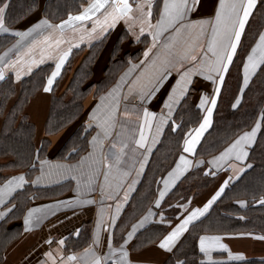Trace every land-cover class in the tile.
I'll list each match as a JSON object with an SVG mask.
<instances>
[{"label": "crops", "instance_id": "1", "mask_svg": "<svg viewBox=\"0 0 264 264\" xmlns=\"http://www.w3.org/2000/svg\"><path fill=\"white\" fill-rule=\"evenodd\" d=\"M45 2L46 0H37V6L30 14L14 27L9 28L5 25L8 29L7 32H0L13 36V39L0 50V69L4 70V78L11 75L16 92L19 90V84L23 78L29 76L41 66L50 65V71L43 88L35 92L24 107L28 119L35 127L34 145L36 148L44 136V123L50 106L52 86L77 49L100 48L92 68V80L95 84L91 86L88 95L82 102L80 117L67 127L48 135L47 153L44 157L38 159L29 179L26 177L25 169L17 168L5 172L6 178L0 183V188H3L13 177L21 175L25 177L27 182L22 188L7 196L4 203H0V213H3L0 216V264H60L61 260L67 261V257L70 255L78 257L75 264H91L93 253L101 258L102 264H113L114 261L116 264H120L119 249L121 245H124V250L129 253V264H161L173 251L168 252L160 249L158 247L160 240L193 210L202 209L220 189L225 180L233 177L229 180V183H231L237 178L239 169L246 167V159L240 162L234 156L221 161L219 166L209 162L219 157L243 133L250 132L257 123L258 117L248 129L238 133L221 150L210 154L206 158L207 169L213 173H218L213 185L199 193L195 198L187 201L172 221L164 219L163 214L158 209L163 199L197 161L195 151L199 142L191 153H186L183 149L186 136L194 133V130L199 127L207 114V107L211 106L206 104L203 109L200 108V98L201 96H207L210 100L214 95L215 85L213 82L196 74L192 77V83L189 85L188 91L184 96L179 97L178 102H175V97L179 94L177 81L180 79V73L173 66L177 63L179 55L192 43L198 29L191 31L181 29L177 33L176 28L180 27L178 23L175 27L162 32L155 42L152 35H149V31L154 32L155 29L146 30L140 40L137 41L129 33L128 25L121 20L114 29L99 40H90L85 33L66 29L63 36L65 42L59 48L55 46L49 48L48 44L43 43L44 37L52 33V39L54 40L59 36V30L55 33L52 29L38 30L33 32L31 36L24 38L15 35V33L28 31L41 19H48L53 25L59 24L62 20H66L69 14L78 15L82 12L88 6L90 0H76L78 7L57 19H50L43 14ZM4 3L0 6H3ZM218 3L219 0H201L199 10L192 13L188 21L184 23L214 17ZM152 5L151 23L155 25L160 18L164 0H152ZM84 27L90 30L92 22H86ZM135 31L139 33L138 24ZM210 33L211 29L209 28L205 36L197 42V50L193 53L198 57L196 64H199L201 59H205V53H207L206 59H214L211 53L207 51ZM261 33H264V28ZM81 35L85 36L82 41L80 39ZM259 36L247 56L257 44ZM33 41L37 43L33 45ZM154 43L155 46L153 47ZM77 44L78 47L74 46ZM29 48L33 49L32 52L25 55ZM69 48H71V52L62 66L60 74L54 79L50 91L45 92L44 88L51 73L55 70L59 57ZM149 48L152 51L148 57H145L143 53ZM42 49L51 58H45L43 63L32 64V70L29 72L31 61L41 60ZM247 56L242 65L243 85V69ZM21 57H23L22 60ZM77 59L79 57L75 58V60ZM110 60L113 62L116 60V64L123 62V66L116 73H112L114 76L112 80L96 89V84L108 71ZM181 63L184 70L193 67V63L190 61ZM5 65H9V67H5ZM165 70H170V72L162 86L159 87V90L155 92L151 99L142 102L140 100L141 92L152 89L157 78ZM17 73H22L19 80L16 78ZM213 76L215 77L214 73ZM174 86L177 89L175 93H173ZM59 88L60 85L57 90ZM114 89L115 91H113ZM170 93L174 97L172 101H169L171 115H169V108L165 107V101L169 100ZM186 98H190L194 106L200 110L199 121L186 131L181 151L176 156L172 166L164 174L157 177L155 183L156 193L149 202L147 209L139 212V214L136 211L127 214L126 209L132 204H137L138 191L145 180L148 166L166 129L170 124L172 129L174 126L176 128L177 122L173 116L176 109ZM14 99L15 95L9 99L6 108L11 105ZM135 101H139L140 105L136 104ZM145 108L155 114V119L150 128L148 125L144 126L146 141L145 147L141 148L135 141L140 138V125L143 123V110ZM113 109H115V117L110 120L109 116ZM92 116L95 119L91 118ZM162 118L166 119L167 123L163 125L162 131L158 133L157 128ZM2 120L3 115L0 114V127ZM78 126L81 128V137H83L80 142L72 138V134ZM105 129H107L108 135L105 134ZM94 137L96 138L95 142H93ZM113 144L116 145V149L112 148ZM125 144L127 147L124 148L123 155H120V163L116 164L115 155H119V149ZM149 147L151 151H148ZM181 155L191 161V165L168 188L165 196L161 199L159 193L165 188L164 179L168 178L169 173L176 168ZM105 157L108 158L107 162L112 164L111 168L105 167ZM145 157H147L146 161ZM42 161L45 162L43 165L41 164ZM141 163H143V171H139ZM105 173L108 174L107 181L105 180ZM90 178L92 180L91 184L88 183ZM133 181H136V183L133 184ZM26 186L29 190L24 193L22 189ZM17 192L20 193L19 197L13 201ZM126 195L127 199L125 200ZM157 199H160L158 207L156 205ZM20 200L25 203L21 213L18 212L17 208L14 209L15 202ZM69 201L72 203H61ZM79 201H92V203H80ZM118 205H120V208L117 212ZM241 205H244V202ZM31 209L38 210L33 213V216L38 217L39 220L38 222L34 221L30 225V230L26 231L24 219ZM149 211L152 215L144 226L138 228L132 239L124 244L128 233L133 230V225H137L145 216H148ZM113 216L116 217L115 222H112L111 218ZM197 220L188 226V230ZM98 221L101 222L99 230L97 227ZM153 222L165 225L166 230L160 232L158 228H147ZM188 230L182 234L177 244ZM97 232L99 233L98 242ZM201 236L221 237V243L227 245V250L214 248L210 256H206L200 251L199 240ZM259 236H264V234L204 232L198 237V250L202 254V260L207 262L216 260L241 261L250 258L264 259V240L256 238ZM110 239L111 246H109ZM61 240L64 241L62 245L60 244ZM48 241H51V243H48ZM85 249H90L87 256L85 255ZM48 252L53 254L54 260H50L45 256V253ZM228 252H231L233 256L240 255L242 259H229Z\"/></svg>", "mask_w": 264, "mask_h": 264}, {"label": "trees", "instance_id": "2", "mask_svg": "<svg viewBox=\"0 0 264 264\" xmlns=\"http://www.w3.org/2000/svg\"><path fill=\"white\" fill-rule=\"evenodd\" d=\"M4 2L9 5L5 12V25L9 28L14 27L37 6V0H0V5ZM77 7L76 0H46L43 14L50 19H57ZM263 28L264 0H259L246 22L236 54L225 74V81L213 110L211 125L196 147L195 158H200L201 162L195 164L180 178L158 209L164 219L172 221L187 201L212 186L218 173L213 175V172L207 169L206 158L221 150L233 137L248 129L256 118L260 117L261 128L255 142L248 149L245 170L228 184L208 211L190 226L173 252L161 264H176L177 260L183 261V264H264V259L256 258L207 262L202 260V254L198 250V237L204 232L264 234V204L260 203V200L264 199V119H262L264 64L258 67L247 86L242 84L244 59ZM12 39L11 34L0 33V50ZM99 50L97 47L77 49L66 63L52 86L50 106L44 123V136L37 148L34 145L35 127L28 119L24 107L28 99L43 88L50 65L41 66L23 78L17 92L11 75L0 81V114L3 115L0 127V183L6 178L7 170L17 168L25 169L26 177L29 179L38 159L47 153L48 135L67 127L80 117L82 102L91 86L95 84L92 80V68ZM76 57L79 59L75 60ZM109 63L108 71L96 84V89L112 80L114 78L112 73H116L123 66V62L116 64V60L114 62L110 60ZM59 85L60 88L57 90ZM14 95L15 99L6 108L7 102ZM237 97L240 98V102L233 108ZM173 118L177 126L173 130L170 124L166 129L138 191L137 204L128 207L127 214L134 211L139 214L147 209L156 193L157 177L164 174L174 163L181 151L186 131L200 119V110L194 106L190 98H186L176 109ZM72 138L78 142L83 140L79 126L73 132ZM22 190L25 193L29 188L26 186ZM19 194L17 192L14 195L13 201ZM242 201L244 205H241ZM24 206L22 200L16 201L14 209L17 208L21 213ZM149 227L158 228L160 232L166 230L165 225L156 222L149 224L147 228Z\"/></svg>", "mask_w": 264, "mask_h": 264}, {"label": "snow or ice", "instance_id": "3", "mask_svg": "<svg viewBox=\"0 0 264 264\" xmlns=\"http://www.w3.org/2000/svg\"><path fill=\"white\" fill-rule=\"evenodd\" d=\"M257 0H219L218 5L215 9V15L212 18L208 19H199L195 21H188L190 15L199 10L201 5V0H164L163 9L160 13V18L155 25L151 23L152 17V0H90L87 7L83 9L78 15H68L66 20H62L59 24L53 25L49 22L48 19H41L38 23L33 25L26 32H16L15 35L22 38L29 37L33 32L38 30L43 31L45 29H52L53 33L59 30V36L54 40L52 39V33L44 37L43 43L48 44V47L51 48L55 46L59 48L61 44L65 41L63 39L64 32L66 29H71L73 32L85 33L90 40L102 39L107 33L116 27V24L123 20L125 24L128 25V31L131 35L137 40H140V37L145 33L146 30L155 29L154 32L149 31V35H152L153 41L155 42L162 32L167 31L175 27L178 23L179 28H176V32L179 33L181 29H198V32L192 39V43L179 55L177 63L173 66L175 70L180 73V79L177 81L179 86V94L175 97V102L179 101V97L185 95L188 91L189 85L192 83L193 75L199 74L204 77L205 80H210L215 85L214 95L209 100L207 96H201L200 98V108H204L206 104L211 106L207 107V114L204 116L203 121L200 123L199 127L194 130V133L186 136L184 141V152L191 153L195 150L197 143L200 141V137L203 135L205 130L211 124V116L213 108L217 103V96L221 91V85L225 81V74L229 70V65L233 61V56L236 54L237 47L241 41V35L244 32L245 24L248 21L249 16L252 14L253 8L256 6ZM9 5L4 3L3 6H0V32H7L8 29L5 27V12ZM88 21L92 22L91 29L84 27V24ZM139 25V33L135 31V27ZM211 29L210 36L207 43V51L211 53L214 59H206L207 53H205V59H201L199 64H196L198 60L197 55H194L196 51L197 42L204 37L208 29ZM81 41L85 39L84 35L80 37ZM51 41V42H50ZM37 42L33 41V45ZM78 47L79 45H74ZM155 43L153 44V47ZM32 48L28 49V52L25 55H29L32 52ZM152 51L151 48L147 49L143 55L148 57L149 53ZM71 52V48L68 51H65L60 57L58 62L55 65V70L51 73V76L48 78L47 85L44 88L45 92L50 91L51 85L53 84L54 79L60 74V70L64 65L66 59L68 58ZM45 58H51L43 49L41 50V60L40 61H31L29 66V72L32 70L31 65L37 63H43ZM23 57H21V60ZM183 61H190L193 63V67L188 68L187 70L183 69ZM19 62V61H17ZM264 64V33H261L257 44L252 48L251 52L246 58L244 63V76L243 82L244 86L249 84V80L252 75L256 72L257 68ZM9 67V65H5ZM170 70H165L157 78L155 85L152 89L148 91H142L140 94V100L143 102L145 100L151 99L155 92L159 90V87L162 86L164 80L167 79V75ZM215 74V77L213 76ZM22 73H17L16 78L19 80ZM4 79V70L0 69V80ZM218 80V82H217ZM115 91V89L113 90ZM177 91L176 87L173 88V93ZM244 91V88H241V92ZM174 99L173 94H169V100L165 101V107L169 108V115H171V104L169 101ZM240 98L237 97L236 103L232 105L233 108L239 104ZM118 103V101H117ZM95 112V110H93ZM115 117V109L112 110L109 119L112 120ZM91 118L95 119L94 116ZM155 119V114L148 111L147 108L143 110V123L140 125V138L135 141V143L141 147H145L146 136L144 134V126L148 125L150 128L153 120ZM262 119H264V113H262ZM167 123L166 119H161V123L157 128V132L162 131L163 125ZM100 126V125H98ZM261 128V121L258 120L255 126L251 129L250 132H245L239 136L228 148L225 149L219 157H216L213 161L209 163L216 164L219 166V163L225 159H228L231 156H234L237 161L243 162L247 156V148L255 142L256 134ZM175 130V126L173 128ZM105 134L108 135L107 129H105ZM96 141V138H93V142ZM155 142V141H154ZM102 143V141H101ZM127 145H123L119 149V155H115L116 164L120 163V155H123L124 148ZM113 149H116V145H112ZM148 151H151L149 147ZM147 157H145V161ZM108 158L105 157V167L111 168L112 164L108 163ZM45 162L42 161L43 165ZM191 165V161L187 160L183 155H181L179 162L177 163L176 168L173 172L169 173L168 178L164 179L165 188L160 191L159 195L162 199L168 188L175 183L177 179L187 170ZM251 167V165H248ZM244 168H240L237 172V177L240 173L244 172ZM43 175V168L41 169ZM139 171H143V163ZM139 174V172H138ZM127 175V173H125ZM214 175V173H213ZM108 174L105 173V180L107 181ZM40 179V178H38ZM75 179V177H73ZM233 179L230 177L229 180ZM229 180H225L224 183L220 186V189L212 196V198L204 205L202 209H195L189 213L176 227L169 232L167 235L160 240L158 247L164 249L168 252H172L174 246L177 244V241L180 239L182 234L188 230V226L205 212L212 205V203L221 196L225 188L228 186ZM27 181L23 175L19 177H13L12 180H9L7 184L0 188V203H4V200L7 196H10L17 189H20L24 186ZM89 184L92 183L91 178L88 181ZM136 181H133L135 184ZM79 187V183H78ZM111 198V197H109ZM127 195L125 196V200ZM80 203H92V201H79ZM61 203H72L61 202ZM261 204H264V199L260 200ZM160 204V199L156 200L157 207ZM243 204V202H241ZM120 205L117 206V212L119 211ZM38 211L37 209H31L28 215L24 219L25 230H30V225L36 221L38 222L39 218L34 217L33 213ZM3 213H0L2 216ZM152 215L149 211L148 216H145L137 225H133V230L128 233L127 238L124 240V244H127L129 240L132 239L138 228H142L145 222ZM112 222H115L116 217L113 216ZM100 221H98V230L100 226ZM257 239L264 240V236L256 237ZM99 240V233L97 232V242ZM51 243V241H48ZM63 240L60 241L62 245ZM109 246H111V239L109 240ZM200 251L206 256H210L211 251L214 248H219L227 250V245L221 243V237L219 236H201L199 240ZM120 264H129L128 256L129 253L124 250V245L120 246ZM90 252V249H85V255ZM50 260H54L53 254L51 252L45 253ZM93 258L91 264H102L101 258L92 254ZM229 259L239 260L242 259L240 255L233 256L231 252H228ZM78 257L76 255H70L67 257V261L61 260L60 264H75ZM113 264H116L114 261ZM176 264H183V261L177 260Z\"/></svg>", "mask_w": 264, "mask_h": 264}, {"label": "rangeland", "instance_id": "4", "mask_svg": "<svg viewBox=\"0 0 264 264\" xmlns=\"http://www.w3.org/2000/svg\"><path fill=\"white\" fill-rule=\"evenodd\" d=\"M258 120H260V117H258ZM256 124V123H255ZM255 126V125H254ZM197 159V161H196V163L195 164H197V163H199V162H201V159L200 158H196ZM198 159H200V160H198Z\"/></svg>", "mask_w": 264, "mask_h": 264}, {"label": "built area", "instance_id": "5", "mask_svg": "<svg viewBox=\"0 0 264 264\" xmlns=\"http://www.w3.org/2000/svg\"><path fill=\"white\" fill-rule=\"evenodd\" d=\"M135 102H136V104L140 105V102L139 101H135Z\"/></svg>", "mask_w": 264, "mask_h": 264}]
</instances>
